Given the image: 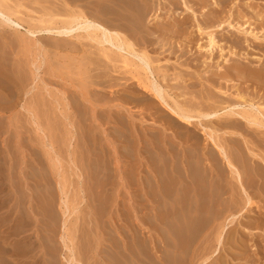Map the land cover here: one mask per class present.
<instances>
[{"label": "rangeland", "instance_id": "374dc122", "mask_svg": "<svg viewBox=\"0 0 264 264\" xmlns=\"http://www.w3.org/2000/svg\"><path fill=\"white\" fill-rule=\"evenodd\" d=\"M150 1L139 0L148 8L143 23L153 32L151 38L155 43L145 44L133 29L129 33L137 40V48L148 52L153 67H160L170 78L181 73L186 79L169 82L173 87L168 89L171 97L183 103L207 105L202 95L213 89L230 100L225 106L239 102L237 92L245 93L243 95L249 100L263 97L259 101L264 104V89L253 81L242 83L230 73V76L223 75L214 87L210 78L215 77L213 73L229 71V65L257 66L259 56L263 57L264 65V41L248 36L247 42L242 39L237 45L232 33L245 36L237 30L241 28L239 25L231 28L227 24L224 30L215 28L219 23L216 15L227 16L232 7L245 15L246 3L261 11L264 0H218L221 8L216 7L215 0H185L189 6H184V0ZM7 2L11 7L23 5L22 11L30 17L57 12L60 7L55 5L60 4L58 0ZM193 11L196 14H192ZM247 19L245 17L239 24ZM198 22L216 33L223 43L222 53L215 50L210 55L199 49V44L207 42V35H200ZM5 23L0 25V264H76L73 258L81 264H114L117 239L124 242L129 258L132 257L129 248L137 252L136 244L140 241H147L152 253L158 249L167 250L156 223L167 230L170 245L172 243V248L176 245L183 255L184 242L178 244L180 239L172 234L173 231L158 222V206H161L154 199L156 194H164L167 190L170 178L167 172L172 173L171 177L175 174L161 163L164 159H172L170 142L177 146L182 157L181 151L187 146L184 135H191L196 129L194 133L206 139L202 127L198 123L194 128L184 126L153 94L138 88L137 81L122 68L120 60L109 63L100 54L98 43L84 40L83 45L79 44L78 50L72 52L56 37L40 36L33 41L24 29L18 32ZM243 26L264 34L257 23ZM232 51L249 57L234 56ZM131 59L139 61L133 56ZM87 64L91 69L86 68ZM21 79L26 80L25 87L20 85ZM31 106L38 107L41 112L29 111ZM214 124L219 126L216 121ZM219 127L225 130L224 126ZM220 137L224 144L226 141L229 152L245 153L254 160L257 159L252 158L249 151L264 157V135L261 133L245 131L235 142L232 135L222 131ZM199 139L197 143L192 136L189 143L196 146L195 142L202 149L207 142ZM204 152H197V155L203 154L206 162ZM155 162L160 165L163 188L155 184V174H158L153 166ZM224 182L225 190L229 191ZM227 192L226 201L231 193ZM255 199L258 201L259 197ZM64 200L70 205L66 215L63 214ZM258 214H246L239 219L241 225L236 221L227 229L220 257H212L207 264H264V227L248 226L250 220L258 221ZM149 218L155 225L150 226ZM64 220H67V234L73 241H69L72 252L61 239ZM245 228L251 231H244ZM209 232L210 227L193 248L185 242L184 249L189 245L186 249L190 260ZM19 248L25 250L20 252ZM160 254L157 251L156 255Z\"/></svg>", "mask_w": 264, "mask_h": 264}, {"label": "bare ground", "instance_id": "6f19581e", "mask_svg": "<svg viewBox=\"0 0 264 264\" xmlns=\"http://www.w3.org/2000/svg\"><path fill=\"white\" fill-rule=\"evenodd\" d=\"M5 1L7 2V0ZM58 1L60 4H55L58 7L60 6L57 12L43 14L41 17H30L22 11L23 5L20 4L18 6L16 5V7H11L9 4L6 5L4 0H0V22H7L5 23L6 26L9 24L10 27H13L18 32L24 29L28 37L33 38V41H36L40 36L56 37L58 40H62L61 42L64 41L66 43H64L66 48L70 49L72 52L77 51L79 44L83 45L84 40H90L91 42L98 43L101 45L99 48L100 54L107 59L109 63L120 60L122 68L126 69L125 71L129 72L132 75V78L137 81L136 84L138 83V88H142L144 91L153 94L160 101V104L162 103V105L167 107L173 116L181 120L182 124H185L184 126L189 125L193 127V125L198 123L200 127H202L200 128L203 131L202 134L206 136V139H201L198 134L194 133L196 129L193 132L190 130L192 134L194 133L193 135L189 134L186 137L184 135L183 139L186 138L184 143H186L187 146L184 147L183 152L181 151L182 157H180V150L178 151L176 149L177 146L173 144V142L169 141L170 150H172V159L169 161L168 159L161 161L165 167L169 168L168 170L171 169V171H174L175 174L171 177V171L169 172L170 174L167 172V176L169 175L170 177H168L169 186L167 185L165 188L167 190H164V194H156L155 196L154 200H156L161 206V208L158 206V222L162 225H166L171 229V231H173L172 234L180 239H178V244H182L180 241L184 242L183 247L181 246V250L183 249V255L179 254L182 252L178 250L179 248L176 245H173L174 248H172V243L170 245L169 242L171 241L168 240L169 236L166 235L167 230L165 229L166 231H164V229H162L156 221V230L162 235L165 242L163 243L168 247L167 250H165L164 247V250L162 249L163 251L157 248V251L161 252V254L157 256V251L155 253L153 251L152 253V247L150 248V244H147V241H140L136 244L137 252L134 251L133 248H129L132 256L129 258L127 253L128 249L124 242L117 239L114 243L115 257L113 258V263L161 264V262H163L164 264H188L189 262L186 260L188 258V249H186L187 246L191 245L193 248V245H197L200 236L207 228L210 227L209 234H206L205 238L203 237L204 240L201 239L197 248L195 247L196 250L193 253L192 259L190 260L188 258L191 264H207L212 257H220V249L225 243L224 235L228 232L227 229L231 228L236 221L241 225L242 220H239L241 219L240 217H245L246 214H250L252 212H255V214L258 212V221L256 220L257 222L254 223L250 220V222H248V226L252 227L253 224H256V227H264V204L260 203L261 200L264 201V157L259 156V154L253 151H249V153L253 156H251L252 158L257 160L249 159L243 152L244 156L239 154L240 152L238 153V151L229 152L225 145L226 141L224 144V140L220 137V131L224 134L232 135L234 142L237 140L236 138L242 136L245 131L248 134L261 133L264 135V104L260 102V99L263 97L260 96L261 98L257 99L258 97L255 96L249 100L247 96L243 95L245 93L242 94L237 92L239 102L227 104L225 106L227 101L229 102L230 100H226L227 98L224 95L217 94L215 90L208 89L207 94L203 93L202 95L203 98L205 97V103H207V105L179 102L177 99L171 97L172 95H170L169 91H171L173 87L169 85V82L186 81L184 76L181 73H178L174 74L173 77L170 78L167 72L162 70L160 67H153L154 62L148 52L145 49L137 48V40H134V36L132 37V34L129 33V31L133 29L141 35L139 37H141L145 44L152 45L155 43L151 38L153 32L148 27H145V24L143 23V21L147 18L148 8L143 7L139 0ZM3 3H5V5ZM184 3V6L188 5L186 1ZM214 4L216 7L218 6L217 8H221L218 0H215ZM245 6H247L248 9L245 12V15H243L241 11H237V9L235 10L233 7L230 9L227 16L216 15L215 20L219 23L215 26V28L218 30H224L227 24L231 28H236V26L239 25L242 29L238 28L237 30L245 36L241 37L236 33H232L236 39L235 42L237 45L240 44L242 39L247 42L248 36H252L254 40L264 41V34L260 35L259 31L255 32V28L252 30L243 28L244 24L247 25L249 23L250 27L252 24L257 23L258 26L262 27V30H264V8L261 11H256L254 5L251 3H246ZM187 8L188 10H191L192 7H186V9ZM249 9H251V11H249ZM213 10L217 11L214 7ZM192 14L196 13L193 11ZM156 17L159 18V14H157ZM245 17H248V19L244 22V24H239ZM195 19L197 20V18ZM24 24H27V26L25 27ZM197 24V30L200 35L204 33L207 35V42L202 45L199 44V49H204V51L210 55L214 54L215 50H219L222 53L223 43L218 40L215 35L216 33L208 30L209 27L203 26L199 22ZM134 34L136 33L134 32ZM136 37L137 36H135V38ZM105 44H109V46L106 47ZM58 45L62 44L58 43ZM91 49H93V47H91ZM231 54H234V56H244L245 59H248L249 57L248 55H243L239 51H232ZM131 56L137 58L139 61L136 62V60L131 59ZM256 59L259 62L257 66H251V64L250 66L234 64L229 65V71L227 70L225 73H213L215 77H210L213 82V86L216 87V85L219 84L218 81H220L219 79H222L223 75L230 76L231 73V77L234 78L236 76L235 78L240 79V82H245V80L247 83L249 81H253V83L258 84V87H262V89H264L263 57L259 56ZM259 64H262L263 66ZM87 65L88 66H86V68H90V64ZM27 72L28 71H26V73ZM232 74L234 75L232 76ZM23 79L19 80V82L21 86L25 87L27 83H25L26 80ZM227 79L230 80V78ZM234 86L238 87L236 85ZM137 90L139 91V89ZM238 91L241 92V89ZM245 91L247 92V90ZM248 94H250V92ZM171 100L172 102H170ZM36 106H31L28 110H35L38 113L40 110ZM38 106L42 107V105ZM215 121L219 124V126H224L225 130H222L219 126L215 125ZM186 129L188 128L186 127L185 130ZM189 129L191 128L189 127ZM192 136L196 139L195 141L197 143V139L199 138V140H206L204 142L207 143L204 144V146L201 145L203 146L202 149L205 150L204 154H207L206 162L204 161L203 154H199L203 152L201 147L195 142L194 144H196V146L189 143L192 141L190 140ZM165 140H167V138ZM181 141L183 143V140ZM203 141L202 143H204ZM238 143L239 142H237V144ZM239 145L240 144L237 146ZM199 149L202 151H199ZM238 149L240 150L241 147ZM197 152H199L198 155ZM231 152L235 153L234 155H236L237 152L239 155L236 156L238 157L234 156ZM153 166L158 173L155 174L157 175L155 178V184L159 188V186H162L163 176H161L158 170V166H160L159 163L155 162ZM245 176H247V181L245 180ZM223 181H225L224 183L231 192L230 199L227 201L224 197L228 190H225V185L222 184ZM256 197H259L258 201H256ZM63 203L65 205L63 214L66 215L70 210V205L67 200H64ZM148 222H150V226L155 225L151 219ZM184 226L186 227L184 228ZM63 227L64 233L61 235V239L64 242L65 247L72 252L69 241L72 243L73 241L70 240L69 234H67V220L63 221ZM247 228H245L244 231H251ZM153 229L155 230V228ZM23 232H25V230ZM251 233L252 235L255 234L254 232ZM185 242L189 245H186V248L184 249ZM213 246L215 247L212 250ZM19 249L20 252L25 250L24 249L22 251L21 248ZM73 260L76 264H81V262L76 258H73Z\"/></svg>", "mask_w": 264, "mask_h": 264}]
</instances>
